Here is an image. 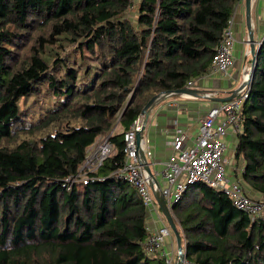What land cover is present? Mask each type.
I'll use <instances>...</instances> for the list:
<instances>
[{"label":"trees","instance_id":"obj_1","mask_svg":"<svg viewBox=\"0 0 264 264\" xmlns=\"http://www.w3.org/2000/svg\"><path fill=\"white\" fill-rule=\"evenodd\" d=\"M239 1L0 0V264H166L144 251L148 209L113 173L123 133L153 96L209 71ZM42 88L62 100L24 124L17 100L39 106ZM240 116L233 159L264 196V38ZM104 137L107 155L82 167ZM172 211L197 264H264V222L221 191L190 184Z\"/></svg>","mask_w":264,"mask_h":264},{"label":"built area","instance_id":"obj_2","mask_svg":"<svg viewBox=\"0 0 264 264\" xmlns=\"http://www.w3.org/2000/svg\"><path fill=\"white\" fill-rule=\"evenodd\" d=\"M232 24L233 16L228 19L222 37L215 47V54L208 72L227 74L229 71L233 63L235 42ZM250 68L251 63L244 65L243 81L247 80ZM205 74L207 72L199 77ZM198 78L188 80L185 87L195 88ZM248 90L249 87L240 89L235 98L217 102L207 109L198 119V134L193 139L188 138L184 130L177 125V120H174L175 127L171 139L172 152L164 162L161 171L163 184L159 185L157 181L153 182L154 188L159 189L168 206L171 207L181 199L188 185L203 182L228 196L236 208L246 213L251 220L258 218L264 222V201L249 197L244 192L240 181L231 179L227 175L228 160L225 158L227 148L225 137L230 126L241 131L240 111L248 96ZM179 96L191 98L186 94H179ZM122 139L123 163L113 173L117 177H123L129 183L136 194L141 197L148 211H157L159 207L150 187L151 177L144 168L142 158L139 157L137 151L134 121L123 133ZM141 148L146 158L150 156V151L146 149L143 138ZM108 151L109 144L104 137L99 143L92 146L82 167L88 170L95 168ZM147 229L148 234L143 241V248L147 254L158 252L165 258L166 264H172L174 255L176 256L175 264H197L186 256L180 263H177L179 250L166 221H163L157 228L151 229L147 226Z\"/></svg>","mask_w":264,"mask_h":264},{"label":"crops","instance_id":"obj_3","mask_svg":"<svg viewBox=\"0 0 264 264\" xmlns=\"http://www.w3.org/2000/svg\"><path fill=\"white\" fill-rule=\"evenodd\" d=\"M251 24L253 39L259 42L264 38V0H252ZM232 31L234 36L233 63L227 74L207 72L196 80V87L200 89L213 90L214 96H225L231 90L237 88L244 80V65L251 62L250 46L247 41L249 36L246 25L244 0H240L233 11ZM166 101H160L148 114L143 127V139L146 149L150 151L147 157L148 165L159 185L163 184L161 171L164 162L172 152L171 139L174 130V120L185 132L186 136L193 139L198 134V119L212 105L217 102L202 97L183 98L179 95L167 97ZM240 131L230 126L225 140L227 148L225 158L228 160L227 170L231 179L239 180L247 193L255 198L264 199L247 187L242 181L241 174L243 163L241 160L233 159L237 143V136ZM91 148V146H90ZM165 221L164 216L158 209L148 211L147 226L154 229Z\"/></svg>","mask_w":264,"mask_h":264},{"label":"water","instance_id":"obj_4","mask_svg":"<svg viewBox=\"0 0 264 264\" xmlns=\"http://www.w3.org/2000/svg\"><path fill=\"white\" fill-rule=\"evenodd\" d=\"M252 3H253L252 0H244L246 25H247L248 34H249L247 41H248L249 46H250V55H251V62H250L251 68H250V71L248 72L247 80L243 81L237 88L231 90L230 93L228 95H225V96H214V95H212L213 90L200 89V88H189V87H183V88L176 89V90L160 92V93L156 94L155 96H153L144 105L141 112H139V114L137 115V117L134 120L135 143H136L137 151H138L139 157L142 158L144 168L146 169L147 173L151 177L150 187H151L153 196L155 198L156 204L159 207L162 215L165 218V221L168 223V225H169V227H170V229H171V231L175 237L176 246H177V249L179 250L177 263H180L182 261V259L186 256V254L184 252L185 247H184V243H183V237L181 235V232L179 231L178 223H177V221H176V219L172 213L173 205L171 207L168 206L164 197L161 195L159 189L154 188L153 182L156 183V179H155V177H154V175H153V173H152V171L148 165L146 155H145L143 149L141 148V142H142V138H143V127H144V124L146 121L145 118L148 116V113L152 110V108L167 96L186 94V95H190L191 97H202V98H206V99H212L216 102H223V101H227V100H231V99L235 98L240 89L250 87L253 72H254V69L256 66V56H257L258 48H259V46L263 40L262 39L259 42H255V40L253 39V30H252V24H251Z\"/></svg>","mask_w":264,"mask_h":264},{"label":"rangeland","instance_id":"obj_5","mask_svg":"<svg viewBox=\"0 0 264 264\" xmlns=\"http://www.w3.org/2000/svg\"><path fill=\"white\" fill-rule=\"evenodd\" d=\"M58 41H59V38H58ZM64 47H68V45H64ZM46 59L48 60L50 58L48 57ZM42 90H43L42 91V97H44V101H43V104H40L39 106H36V105H32L31 106L30 105L31 102L34 100V95L32 93H30V94H28V95H26L24 97H20L17 100V105H18V107H19L20 110H23L24 108H29V113L30 114L27 117H24L23 118V123L24 124H27V123H29V122L34 121L35 119H37L38 116H39L40 110L42 108H44L45 106H53L55 104V102L62 100V97L61 96L59 98H55L53 95L44 96L43 95L44 89L42 88ZM167 97H170V96H167ZM167 97H165L163 99V101H166L168 99ZM101 140L102 139L100 138L95 143H99ZM227 175L230 176V172L228 170H227ZM258 200L264 201V199H258ZM172 213H173V211H172ZM174 217H175V215H174ZM175 219H176V217H175ZM176 221H177V219H176ZM178 228H179V231L181 232L179 226H178ZM175 261H176V256L174 255L173 258H172V264H175Z\"/></svg>","mask_w":264,"mask_h":264},{"label":"bare ground","instance_id":"obj_6","mask_svg":"<svg viewBox=\"0 0 264 264\" xmlns=\"http://www.w3.org/2000/svg\"><path fill=\"white\" fill-rule=\"evenodd\" d=\"M146 118H148V117H146ZM146 118H145V119H146Z\"/></svg>","mask_w":264,"mask_h":264}]
</instances>
